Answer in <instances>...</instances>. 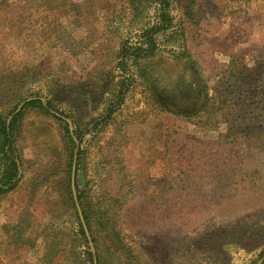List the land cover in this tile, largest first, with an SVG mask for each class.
I'll return each mask as SVG.
<instances>
[{"label": "rangeland", "instance_id": "rangeland-1", "mask_svg": "<svg viewBox=\"0 0 264 264\" xmlns=\"http://www.w3.org/2000/svg\"><path fill=\"white\" fill-rule=\"evenodd\" d=\"M189 2L152 50L159 0H0V118L22 113L0 264H94L77 204L98 264H260L264 0H195L197 24Z\"/></svg>", "mask_w": 264, "mask_h": 264}, {"label": "trees", "instance_id": "trees-1", "mask_svg": "<svg viewBox=\"0 0 264 264\" xmlns=\"http://www.w3.org/2000/svg\"><path fill=\"white\" fill-rule=\"evenodd\" d=\"M161 4V13L159 16L160 22L159 24H156V27L150 28L146 33H145V46L151 47L153 50L155 47V39L154 36L158 33L161 32H166L169 30L171 24H172V19L170 17V14L168 12L169 9V3L170 0H159ZM195 6V0H190L188 7H187V18L189 20H192V22L196 23V15L193 11V7ZM144 46V45H143ZM143 46H139L134 48H124L123 54L128 53V51H135L141 53L143 50ZM128 50V51H126ZM124 63V61H122ZM260 63L257 64V66L253 67V73H256ZM11 80V77H8ZM15 78H21V77H15ZM257 85V84H256ZM260 85V84H259ZM254 89V86H253ZM255 90H258V93L264 96V88H257ZM27 107H32L34 109H39L41 111H44L46 114L53 116L50 111H55L54 106L48 102V103H43L41 99H36L35 101L27 104ZM206 109V106H205ZM57 112V111H55ZM264 108L258 103L253 102V139H258L262 138L264 134V124L261 123V119L264 117ZM64 115V114H62ZM22 117V113L15 114V111H12L7 119H2L0 118V168L3 170V172L0 174V193H7L15 189L17 184L19 183L20 180V175H21V165L13 155V149L15 148V130L16 127L19 124V120ZM56 120L59 122L66 124V137L68 140V143L70 144V147L72 149L77 148V143L73 140V136L78 138L76 134L72 133L69 130L68 124L58 118L55 117ZM234 127L236 126H231L229 130L231 132L234 131ZM236 129L240 132H243V129L237 128ZM252 131V130H250ZM78 140V139H77ZM86 221L89 227L91 228V221L90 217L86 216ZM83 233V231H82ZM84 235V234H83ZM99 262V261H98Z\"/></svg>", "mask_w": 264, "mask_h": 264}, {"label": "water", "instance_id": "water-1", "mask_svg": "<svg viewBox=\"0 0 264 264\" xmlns=\"http://www.w3.org/2000/svg\"><path fill=\"white\" fill-rule=\"evenodd\" d=\"M30 101H32V100H30ZM30 101H28V102H30ZM41 101L44 103L43 100H41ZM21 108H22V107H21ZM21 108H20V109H21ZM19 111H20V110H19ZM50 112H51V114L54 115L55 117H58V118L64 120V121L68 124V126H69V130L73 133V131L71 130V122H70V121H68L67 119H65L64 117H62L60 114L56 113L55 111H50ZM73 140L77 143V145L79 144V142H78V140H77L76 137L73 136ZM75 161H76V155H75L74 162H75ZM75 200L77 201V199H75ZM77 207H78L79 217H80V220H81V223H82L83 230H84V232L86 233V235H87V237H88V240H89V242H90L91 248H92L94 264H98V262H97V258H96V256H95V250H94V248H93L92 240H91L90 237H89V232H88V229H87V225H86V223H85V220H84V217H83V214H82V211H81V209H80L79 204H77ZM263 263H264V257L262 258L260 264H263Z\"/></svg>", "mask_w": 264, "mask_h": 264}]
</instances>
